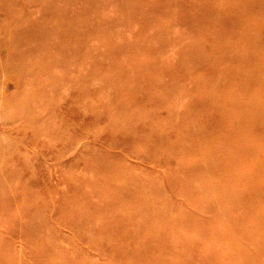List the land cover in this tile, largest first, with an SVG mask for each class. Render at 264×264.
Here are the masks:
<instances>
[{
    "label": "rangeland",
    "instance_id": "rangeland-1",
    "mask_svg": "<svg viewBox=\"0 0 264 264\" xmlns=\"http://www.w3.org/2000/svg\"><path fill=\"white\" fill-rule=\"evenodd\" d=\"M0 264H264V0H0Z\"/></svg>",
    "mask_w": 264,
    "mask_h": 264
}]
</instances>
